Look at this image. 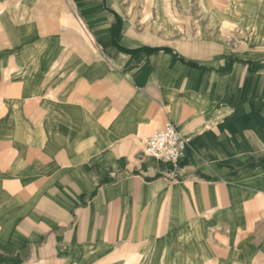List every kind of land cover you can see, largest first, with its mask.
Instances as JSON below:
<instances>
[{
  "label": "crops",
  "instance_id": "crops-1",
  "mask_svg": "<svg viewBox=\"0 0 264 264\" xmlns=\"http://www.w3.org/2000/svg\"><path fill=\"white\" fill-rule=\"evenodd\" d=\"M130 4L0 0V264H264V28Z\"/></svg>",
  "mask_w": 264,
  "mask_h": 264
},
{
  "label": "rangeland",
  "instance_id": "rangeland-1",
  "mask_svg": "<svg viewBox=\"0 0 264 264\" xmlns=\"http://www.w3.org/2000/svg\"><path fill=\"white\" fill-rule=\"evenodd\" d=\"M125 1H127V3L131 2V10L137 8L136 1L138 0ZM145 1L147 2L148 0ZM164 1L165 11L168 12V17H171L170 21L178 28L175 30L178 31L181 25L187 26V34H185L186 31H184V29L180 28L181 34H185L186 38L193 42L195 27L196 25H203L204 22H206L205 14H207L212 21H214L216 17L231 18L228 20L231 21L228 23L229 25L236 26L246 31H255L258 33L264 28V0H220L223 5H226V3L230 1V5L228 4L229 7L226 10L224 9V12L218 14L214 13L211 8H205L204 0H187L186 8H183L178 0ZM183 11H186V18L180 15ZM226 19L223 20L224 24L228 22ZM180 38L181 37L176 35L172 37V40H179Z\"/></svg>",
  "mask_w": 264,
  "mask_h": 264
},
{
  "label": "built area",
  "instance_id": "built-area-1",
  "mask_svg": "<svg viewBox=\"0 0 264 264\" xmlns=\"http://www.w3.org/2000/svg\"><path fill=\"white\" fill-rule=\"evenodd\" d=\"M187 141L170 124L147 138L142 146V154L153 161L176 165L184 156Z\"/></svg>",
  "mask_w": 264,
  "mask_h": 264
},
{
  "label": "bare ground",
  "instance_id": "bare-ground-1",
  "mask_svg": "<svg viewBox=\"0 0 264 264\" xmlns=\"http://www.w3.org/2000/svg\"><path fill=\"white\" fill-rule=\"evenodd\" d=\"M208 3V2H207Z\"/></svg>",
  "mask_w": 264,
  "mask_h": 264
}]
</instances>
